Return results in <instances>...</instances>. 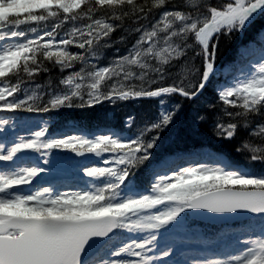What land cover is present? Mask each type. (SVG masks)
I'll return each instance as SVG.
<instances>
[{"label":"snow or ice","instance_id":"1","mask_svg":"<svg viewBox=\"0 0 264 264\" xmlns=\"http://www.w3.org/2000/svg\"><path fill=\"white\" fill-rule=\"evenodd\" d=\"M155 10H161L159 19L151 29H136L140 36L127 55L107 66L90 64L100 48L110 46L111 34L119 27L110 21L148 19ZM259 16H264V0H0V42L13 41L0 44V113L82 110L106 101L139 99H156L160 105L156 117L143 126L129 115L120 131L113 127L95 135L57 137L49 135L45 125L27 135L17 134L11 143L0 142V163L11 165L0 168V264H154L171 254L164 249L159 257L149 255L157 233L178 225L183 213L264 215V174L243 172L223 161L218 166H169L168 171L148 164L146 170L152 171L154 179L147 191L123 194L136 175L133 170L153 160L152 150L162 133L178 119L183 105L169 107L164 97L178 95L195 102L215 74L220 38L245 32ZM41 24L45 27L21 29V25ZM65 25L71 26L61 35ZM188 49L201 57L202 68L185 67L184 78L169 86L160 84L166 78L165 66L171 67ZM77 65L79 70L60 79L63 89L35 83L34 78L49 66L64 72ZM256 72L219 90L223 105L238 109L225 108L224 114L231 118L227 123L217 119L215 131L221 139L236 136L241 126L237 118L264 121V63ZM189 73H198L195 82L188 79ZM10 122L0 118V133ZM123 128L137 131L125 136ZM249 136L252 139L235 150L249 153L253 163H264V122L252 126ZM53 151L101 158L84 169L91 187L74 192L50 187L22 192L21 186L32 185L45 171L22 163L26 154H37L48 164ZM118 231L148 235L97 258ZM238 242L244 247L228 259L192 264H264V225L260 235Z\"/></svg>","mask_w":264,"mask_h":264},{"label":"trees","instance_id":"2","mask_svg":"<svg viewBox=\"0 0 264 264\" xmlns=\"http://www.w3.org/2000/svg\"><path fill=\"white\" fill-rule=\"evenodd\" d=\"M212 2L215 3L216 0H212ZM160 11L161 10H155L148 19L136 20L135 17H127L123 20L110 21L118 24L119 27L111 34L110 46L100 48L99 56L93 58L90 64L95 63L98 67L106 66V64L111 63L117 57L124 56L138 37L136 29L138 27L144 28L145 25L154 22L159 16ZM97 16H100V13H97ZM86 22L87 21H77L76 23L80 24ZM70 26L71 25H65L59 30L60 34L63 35L64 31ZM30 27L42 28L45 27V25H21V29ZM263 28L264 16H260L245 32L233 34L231 37H221L219 41V52L215 59L216 71L221 70V68L225 66H229L232 69L237 68V70L239 69V65L243 66L240 49L249 43L258 44L259 37L257 34L260 33ZM57 39H59V37H57ZM101 43L103 44L104 42L101 41ZM70 51L81 52L82 50L71 48ZM47 63L48 62L45 61V64ZM151 63L155 65L156 61L153 60ZM79 67L80 66L77 65L75 69H66L64 72H61L58 66H49L48 71L41 72L34 78L35 83L45 86L52 85L59 89H63V85L59 83L60 79L71 71L79 70ZM165 67L167 73L166 78L159 83L164 86H169L174 80L184 78L185 73L183 69L185 67L201 69L202 59L196 55L193 49H188L184 56L172 61L171 67ZM135 70L140 71L139 69ZM187 77L195 82L198 78V73L196 76L189 73ZM185 82H187V80ZM223 83H225L224 77L221 75H213L207 83L205 90L195 102L185 101L184 98L178 95L164 97L167 106L171 107L179 103L182 104L183 107L175 125L170 126L169 129L162 133L157 147L152 150L154 157L160 158L162 156H168L173 151H176V149H188V156L197 152H209L214 155H224L228 161L238 164L247 173L264 174V163H253L248 159L249 153H238L235 150L243 141L252 139V137L249 136V130L252 126L264 122L261 118L257 117L253 119L251 116L247 118H237L241 126L236 136L231 140L221 139L216 134L215 127L217 119H221L225 123L231 119L224 114L225 108H227L229 112L238 111V109L223 105L222 101L219 100L218 94ZM152 87L155 88L157 85H152ZM159 107L160 105L156 99H139L126 102L118 101L115 104L106 101L91 109H62L59 112L39 113L38 116L41 115L44 122L46 121L47 125L50 126L51 133L54 132L56 135L63 134L65 131L93 135L95 132H99L102 129L107 130L113 127L115 130L120 131L123 120L129 115L135 117V124L137 126H143L144 123L156 117ZM25 114L30 115L33 119L36 118L34 117L36 113L27 112ZM200 115H205L207 118L201 121L198 119ZM245 123L248 124V128L244 127ZM122 131L124 135L130 136L136 133L137 128H133L132 130L123 128ZM166 136H168V138H166ZM159 146L161 149L157 152L156 149ZM162 147L167 149L162 151L163 154L160 156ZM149 163L150 161L141 165L138 170H133L136 173L133 177L136 182H143L145 179L153 177L152 171L146 170Z\"/></svg>","mask_w":264,"mask_h":264},{"label":"rangeland","instance_id":"3","mask_svg":"<svg viewBox=\"0 0 264 264\" xmlns=\"http://www.w3.org/2000/svg\"><path fill=\"white\" fill-rule=\"evenodd\" d=\"M157 19H159V16L157 17ZM153 23L154 22H151L149 25H145L144 28L151 29ZM139 36L140 33L138 32V37L136 38V41ZM261 37L264 40V31H262ZM6 42L10 43L9 41H5L0 42V44ZM263 49L259 51L257 48H254L251 45L247 48L241 49L240 52L242 54V61H248V65L243 66V71L238 70L237 72H235L236 70H234L233 72H231V70L227 67L222 68L220 71H216L214 76H218L219 72L222 77L226 74L232 75L226 79L227 85L225 87L222 86L221 89L234 86L239 80H243L250 77L251 75L257 74L256 69H258L261 63H264ZM127 54L128 52H126L124 56ZM68 74H66L65 77ZM25 113L27 112L18 111L16 113H0V118H9L11 121L10 125L6 128V131L4 133H0V142L11 143L15 140L17 134L27 135L32 130L43 126L42 123L38 124L37 120L30 117V115H26ZM31 113H36L34 114L35 117L39 115V113L37 112ZM198 155L195 156V159H198V161H194L193 164H186L182 166L186 167L192 165L195 167H200L201 164L206 166H218L217 162H209L204 159L203 155ZM43 159L44 158H41L37 154L29 153L26 154V157L21 161L26 165L42 166L45 168L44 173L38 176L33 181L32 185L21 186L20 190L22 192L27 193L35 189H42L43 187H50L54 191L74 192L86 190L90 188L91 181L88 177L84 176V169L86 167L94 165L101 158H97L91 155L86 157H76L74 153L66 151H53L52 155L47 157V159L49 160L48 164H44ZM167 165H170V163H168ZM8 167H11V165H3L2 163H0V168ZM161 168L164 171L169 170V167H166L164 164L161 165ZM133 188L134 185L129 183V186L125 188L123 194L126 196H137L140 193L147 191V189L135 191V189ZM160 210H164L163 206H161ZM262 225H264V219H257L253 220V224L250 228L247 229L229 230L228 228H225L224 232L222 233L224 234V238L222 239V241L220 240V244L218 246L219 248L217 247L218 249H210L209 245L196 244L193 238L184 237L180 239L179 233L182 231V229L180 224L178 223V225L170 228L169 230H161V232L157 233V241L155 242L153 252L149 253V255H156L159 257L160 253L164 249H170V256L157 259L154 261V264H192L193 261L203 262L210 259H228L231 255L238 253L244 247V245L239 243L238 241L243 238H248L253 234L256 236L260 235ZM118 232L121 234V236L118 238L119 242L114 241L111 244V248H118L124 242L131 241L132 239L139 240L142 237L148 235V233L131 234L126 231ZM161 235L165 236L160 237ZM106 254V250H103L97 256V258L103 257Z\"/></svg>","mask_w":264,"mask_h":264},{"label":"water","instance_id":"4","mask_svg":"<svg viewBox=\"0 0 264 264\" xmlns=\"http://www.w3.org/2000/svg\"><path fill=\"white\" fill-rule=\"evenodd\" d=\"M252 216H257V215L251 213H239V214L220 216V215L210 214L204 211H190V217L201 221L210 222L213 224L240 221L246 218H250Z\"/></svg>","mask_w":264,"mask_h":264}]
</instances>
